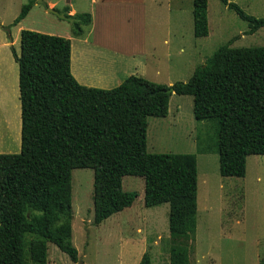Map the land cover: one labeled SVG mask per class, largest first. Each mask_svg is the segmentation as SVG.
<instances>
[{
    "label": "trees",
    "instance_id": "1",
    "mask_svg": "<svg viewBox=\"0 0 264 264\" xmlns=\"http://www.w3.org/2000/svg\"><path fill=\"white\" fill-rule=\"evenodd\" d=\"M220 1L247 22L248 34L264 27V18ZM35 2L23 3L8 26L0 23L9 41L10 26ZM192 14L194 36H207V0H193ZM66 16L76 36L91 21L89 12ZM19 46V53L11 50L18 65L20 151L0 153V264H47L48 242L79 262L71 240L74 168L93 170L94 224L137 197L122 189L124 176L142 177L144 205L169 204V264H191L196 155L148 152L147 120L168 115L172 93L191 95L194 118L215 123L220 175L243 177L246 158L264 154V45L225 43L185 82L167 85L132 74L107 89L74 78L69 38L21 29ZM139 264H151L149 256Z\"/></svg>",
    "mask_w": 264,
    "mask_h": 264
},
{
    "label": "rangeland",
    "instance_id": "2",
    "mask_svg": "<svg viewBox=\"0 0 264 264\" xmlns=\"http://www.w3.org/2000/svg\"><path fill=\"white\" fill-rule=\"evenodd\" d=\"M26 1L0 0L1 25L8 26ZM37 1L18 24L10 26L11 41L0 26V153L20 151L18 65L11 50L12 46L19 53L20 29L59 36L71 29L68 20L47 11L52 6H42ZM172 1L177 4L179 0ZM229 1L249 15L264 18V0ZM182 2L185 9L172 17L174 24H180L182 19L178 34L181 36L171 43L170 58H158L162 72L165 69L172 72L168 77L162 75L158 83L185 82L195 67L225 43L229 42L231 47L264 45V27L248 34L247 22L220 0H207L209 32L207 36L195 37L189 10L192 0ZM60 7L59 4L58 10L62 11ZM168 105L167 116L148 117L147 151L196 155V231L190 242V263L264 264V154L246 158L243 177L221 176L215 123L194 118L191 95L172 93ZM198 148L206 152H197ZM71 187V240L79 262L139 264L142 255L147 254L151 264H169V204L145 206L142 177L122 178V189L135 191L137 197L131 206L100 224L93 222V170L74 168ZM47 246V264H79L72 262L54 243L48 242Z\"/></svg>",
    "mask_w": 264,
    "mask_h": 264
},
{
    "label": "crops",
    "instance_id": "3",
    "mask_svg": "<svg viewBox=\"0 0 264 264\" xmlns=\"http://www.w3.org/2000/svg\"><path fill=\"white\" fill-rule=\"evenodd\" d=\"M43 1L45 4L38 1L37 4L57 10L60 4V9H66L67 15L85 11L91 15L90 23L82 27L81 35H74L71 29L63 34L70 39V69L80 84L107 89L132 74L158 83L162 75L168 74V77L172 72L166 69L162 72L158 58L170 56L171 43L181 36L178 34L182 19L180 24H174L172 17L185 9L182 0L177 4L172 0ZM192 9L193 0L189 9L191 14ZM179 52H184L182 46Z\"/></svg>",
    "mask_w": 264,
    "mask_h": 264
},
{
    "label": "water",
    "instance_id": "4",
    "mask_svg": "<svg viewBox=\"0 0 264 264\" xmlns=\"http://www.w3.org/2000/svg\"><path fill=\"white\" fill-rule=\"evenodd\" d=\"M38 2H39V3H42V4H45V2H44L43 0H38ZM47 11L56 14V15H57L58 17H60V18L67 19V16H66L65 13L60 12V11H58L57 9L53 8V7H47ZM166 92L171 93V92H172V89L169 88V89L166 90Z\"/></svg>",
    "mask_w": 264,
    "mask_h": 264
}]
</instances>
